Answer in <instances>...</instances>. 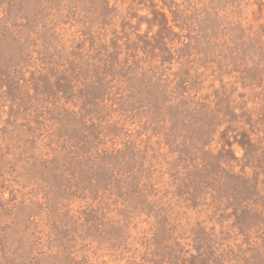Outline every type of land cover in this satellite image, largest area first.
<instances>
[{
	"label": "rangeland",
	"instance_id": "rangeland-1",
	"mask_svg": "<svg viewBox=\"0 0 264 264\" xmlns=\"http://www.w3.org/2000/svg\"><path fill=\"white\" fill-rule=\"evenodd\" d=\"M0 264H264V0H0Z\"/></svg>",
	"mask_w": 264,
	"mask_h": 264
}]
</instances>
